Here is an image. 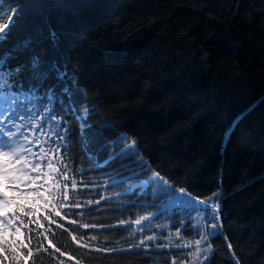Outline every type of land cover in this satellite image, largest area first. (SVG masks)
I'll list each match as a JSON object with an SVG mask.
<instances>
[{
	"label": "trees",
	"instance_id": "1",
	"mask_svg": "<svg viewBox=\"0 0 264 264\" xmlns=\"http://www.w3.org/2000/svg\"><path fill=\"white\" fill-rule=\"evenodd\" d=\"M0 16V108L40 147L32 174L52 193L12 229L26 264L195 260L128 250L132 221L152 209L131 185L153 171L200 199L222 194L212 264H234L228 243L240 264H264V0H0ZM126 135L150 170L122 154ZM179 214L169 228L192 233Z\"/></svg>",
	"mask_w": 264,
	"mask_h": 264
},
{
	"label": "snow or ice",
	"instance_id": "2",
	"mask_svg": "<svg viewBox=\"0 0 264 264\" xmlns=\"http://www.w3.org/2000/svg\"><path fill=\"white\" fill-rule=\"evenodd\" d=\"M0 19H3V17L0 16ZM8 21L15 26V21L12 20L11 16L8 17ZM5 27V23H0V30ZM7 35V33L0 35V41L6 40ZM7 58V54L3 58H0V67L5 65ZM32 67L33 69H36L38 67V61L34 60ZM52 70L56 71L55 65L52 66ZM64 91L66 95H69V99H71L69 90L65 89ZM49 119L55 120V115L49 117ZM56 126L59 127L58 120L56 121ZM40 127L43 128L44 125H40ZM12 135L13 134H9L10 139L12 138ZM60 139H63V137H60ZM22 147V145L15 146L11 143H4L0 145V264H5L6 261H10V264H26V257L19 249L21 247L27 248L28 245L24 244L21 240L20 229L16 227L14 232L12 229L20 216L31 217L39 215L41 208L48 203L49 197L52 196L50 190L41 191L40 187L36 183V179L29 174L27 162L24 161V157L21 155ZM136 147V141L130 140V138L127 137H125L124 141L120 145L122 154L135 155L138 158L141 170H150L151 166L143 160V157L136 151ZM33 168H39V165H33ZM151 179L157 181L160 185L171 187L169 182L157 171L152 172ZM179 194L187 197L194 204H196L198 206L195 209L196 211L200 213H207L206 222L213 229V231L206 233L197 232L199 239H196L194 243L192 241H188L183 245L177 244L176 247L183 246L194 249V252L191 255L195 257V260L189 261V264H212L215 252L208 238L210 236L215 237L217 235H222L220 231L222 229V224L217 223L221 216V208L218 201L222 194L214 193L213 196L208 199H200L188 193L183 188L180 189ZM96 203H99V201H96ZM89 204H91V201H89ZM56 214L59 215V212ZM201 218L203 219L204 217L201 216ZM143 219H147V217L136 219L134 223L139 225ZM71 222L76 223V221ZM126 223H128V221H119V224L121 225ZM81 226L85 228L89 227L87 224H83ZM57 227L62 226L57 225ZM91 227H97V225L92 224ZM100 227H104V225H100ZM193 227L196 226L193 225ZM65 231H67V229H65ZM176 235L179 237V229H177ZM13 236L14 239H10ZM72 239L76 240L77 237L73 236ZM80 239L85 240V235L80 234ZM96 239L97 237L95 235L88 234L85 245L82 246L92 247L93 245L91 242L96 241ZM147 240H155V236L149 235L145 238H141L138 244L129 245L128 250H131L132 247H136L137 249H140L141 246H144L145 248L148 247L146 244ZM17 241L20 243H17ZM227 248L229 249L230 258L234 264H240V260L237 257L236 252L233 250V245L228 243ZM96 250H103L106 252L121 251V249L118 248L102 249L99 246L96 247ZM56 251H59V249L57 248ZM27 255L30 256L31 252H28ZM61 255H64V253H61ZM173 264H176L175 260H173Z\"/></svg>",
	"mask_w": 264,
	"mask_h": 264
},
{
	"label": "rangeland",
	"instance_id": "3",
	"mask_svg": "<svg viewBox=\"0 0 264 264\" xmlns=\"http://www.w3.org/2000/svg\"><path fill=\"white\" fill-rule=\"evenodd\" d=\"M0 104L2 103L0 102ZM7 117V113L3 112L0 108V145L4 143H11L15 146L22 145L23 147L21 149V155L24 157V161L27 162L29 174L33 177V168L31 162L34 160L36 152L40 150V147L34 144L31 137L29 138L20 136L15 131V122ZM12 132L13 136L10 139L9 134ZM125 137H127V135L121 137V143L124 141ZM151 176L146 183L133 182L131 185L132 187L137 184H141L142 192L151 195L150 204H152V209L150 212L142 216L147 217V219H143L139 225L134 223L135 220L132 221L134 233L137 234L140 239L149 235L155 236V240L146 241V244L148 245L146 248L154 247L158 249H183V254L190 255L194 252L193 248L183 246L176 247V245H183L188 241H192L194 243L196 239H199L197 232L205 233L206 227L208 225L206 222L207 213H200L196 211L195 209L198 206L187 197L181 196L179 194L180 189H176L173 186L168 187L160 185L157 181L151 179ZM40 190L43 191L41 187ZM176 211L180 212L178 218H182V227H184L186 222L189 221L187 226H192V233L188 234L186 232L179 231L178 237L176 235L177 231H173L169 228L170 223L172 222V217L174 216V212ZM201 216L204 218L202 219ZM193 225L196 227H193Z\"/></svg>",
	"mask_w": 264,
	"mask_h": 264
}]
</instances>
